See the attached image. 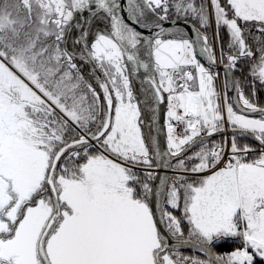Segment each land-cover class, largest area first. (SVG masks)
<instances>
[{
    "label": "snow or ice",
    "instance_id": "snow-or-ice-1",
    "mask_svg": "<svg viewBox=\"0 0 264 264\" xmlns=\"http://www.w3.org/2000/svg\"><path fill=\"white\" fill-rule=\"evenodd\" d=\"M261 96L264 0H0V264H264Z\"/></svg>",
    "mask_w": 264,
    "mask_h": 264
},
{
    "label": "water",
    "instance_id": "water-1",
    "mask_svg": "<svg viewBox=\"0 0 264 264\" xmlns=\"http://www.w3.org/2000/svg\"><path fill=\"white\" fill-rule=\"evenodd\" d=\"M83 73H84L85 77H88V75H89V66L85 65L83 67ZM133 86H134V91H136L137 95L138 96L142 95V93L139 91L140 88H141V85H140V82H139L138 79L134 81V85ZM234 95H235L234 92H229V96H234ZM142 108H143V105H142ZM164 111H165L164 106L161 105L160 106L159 118H158V122H157L156 127H160V128L163 127V123H164ZM148 117H149V113L145 112L144 113V119L145 120H148ZM149 131L150 130H149L148 127H144V132H145L146 135L148 134ZM159 139H160L161 143L163 144V141H164L163 134H159Z\"/></svg>",
    "mask_w": 264,
    "mask_h": 264
},
{
    "label": "trees",
    "instance_id": "trees-1",
    "mask_svg": "<svg viewBox=\"0 0 264 264\" xmlns=\"http://www.w3.org/2000/svg\"><path fill=\"white\" fill-rule=\"evenodd\" d=\"M208 34H209V36H210V38H211V36H212V32L210 33V30H209ZM223 35H224V34H223V32H222V33H221V36H223ZM237 75H239V74H237ZM217 89H218V82H217ZM245 94H246V95L249 94L247 88L245 89ZM261 102L264 103V96H261ZM230 248H231V245H226L224 248H222V249H220V250H221V251H227V250H230Z\"/></svg>",
    "mask_w": 264,
    "mask_h": 264
},
{
    "label": "rangeland",
    "instance_id": "rangeland-1",
    "mask_svg": "<svg viewBox=\"0 0 264 264\" xmlns=\"http://www.w3.org/2000/svg\"><path fill=\"white\" fill-rule=\"evenodd\" d=\"M212 32V30L210 29V33ZM222 75V74H221ZM218 90L221 88L222 86V81L218 80ZM144 130V129H143Z\"/></svg>",
    "mask_w": 264,
    "mask_h": 264
}]
</instances>
